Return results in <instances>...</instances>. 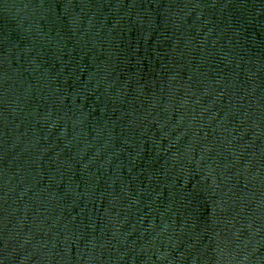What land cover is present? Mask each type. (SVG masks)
<instances>
[{
  "label": "water",
  "instance_id": "95a60500",
  "mask_svg": "<svg viewBox=\"0 0 264 264\" xmlns=\"http://www.w3.org/2000/svg\"><path fill=\"white\" fill-rule=\"evenodd\" d=\"M0 264H264V0H0Z\"/></svg>",
  "mask_w": 264,
  "mask_h": 264
}]
</instances>
